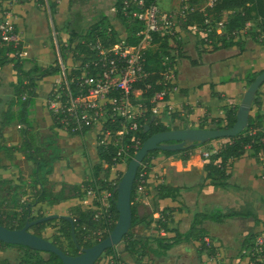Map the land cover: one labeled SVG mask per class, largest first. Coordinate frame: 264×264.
<instances>
[{
    "label": "trees",
    "instance_id": "16d2710c",
    "mask_svg": "<svg viewBox=\"0 0 264 264\" xmlns=\"http://www.w3.org/2000/svg\"><path fill=\"white\" fill-rule=\"evenodd\" d=\"M123 1L124 0L115 1V17L122 22L124 30L127 33L125 38L126 43L136 45L139 39L136 34L143 25L138 21L130 22L125 18L122 14ZM153 1L155 0H146V3H151ZM39 2L43 3L42 0ZM197 4H199L198 0H191L188 9L183 10L184 17L181 27L185 32H189V26L191 25H196L199 30L203 31L206 30L208 26H211V31L207 34L212 40L213 48L210 51L230 45L233 37L231 34H233L234 31L243 29L245 25L253 19L251 15V6H253L257 17L260 19V31H264V0H215L211 6H207L204 9L193 8V6ZM53 5H55V3H53ZM223 11H232L233 16L222 23L224 27L222 34H217L215 32V27H212L217 21L212 23L209 17L212 15L219 16ZM103 18L105 19V16ZM207 19L210 25L205 23ZM104 25L102 21L93 24L89 32L77 33L73 30L68 32L69 43L72 44L76 41L71 50L73 56L76 60H79L81 64L82 60L83 62L85 61V58H82V53L86 55L93 54V51L89 47L82 44V40L84 42L89 41L93 45L95 40L99 37L103 40L105 45H108L109 42L113 43L118 39L117 32L112 26L111 28L113 31L111 32V37L106 38L105 29L108 26L107 24ZM158 40L162 42L157 46V49L148 48L145 51L144 69L149 72V75L145 80L134 84L136 88L142 90L140 102L144 105L142 116L139 119L142 123V127L134 133L135 136L140 139L141 144L154 133L186 126L185 123L189 122L188 116L186 115L191 112V109L187 105H183V111H181L180 108L170 111L164 109L159 114H154L151 110V97L156 91L163 88V86L156 84V82L161 78V73L166 69V65L168 64V62L164 63L165 56L176 61L177 58L184 57L185 55V47L181 41H178L176 44H169L167 42V36L158 37L154 35L153 43ZM219 41H222V44L219 45ZM200 42L202 44L204 43L203 38L200 39ZM226 42H228V44H226ZM11 52H14L13 48L0 45V67L12 63L15 76V79L9 82L13 97L9 101L6 110H4L0 121V167L5 166L4 161L12 163L15 160L16 153H21L24 159L34 164V168L28 177L19 176L18 182L12 179H0V224L10 229H18L23 227L27 222L46 216L42 214L32 215L33 206L37 203L53 206L70 197L82 200L89 186L96 183L105 187L111 175V169L115 167L117 160H114L116 156V149L114 147L110 146L106 148L103 145H97L96 156L98 162L95 163L90 177L84 179L80 184L72 185L73 189L76 191L74 196L65 195L64 183L61 184L60 187H57V182L49 179V175L53 172L55 163L63 159L62 149L56 143L57 132L55 131L51 137L42 141L41 134L32 131L33 126L29 119V112L34 104L33 100L36 96L37 81L46 76L59 74L60 68L58 58L56 57L53 64L46 68H41L37 66L36 63H32L31 66L25 68L23 60L18 56L8 57ZM61 52L63 59H66L68 51L66 52L65 47L62 48ZM261 70L249 72L245 76L247 86ZM223 81L227 82L231 80L230 77H227ZM145 83L149 86H145ZM260 93L259 89L253 101L252 106H254V110L249 117L248 126L241 133L235 137H223V141L215 151H212L213 149L208 146L212 140L200 145L206 147L209 152L208 156L202 157L204 161L202 183L209 181L208 184L212 186L226 187L229 178L228 171L232 160L243 156L247 148L264 150V114L261 112ZM168 96L169 94L166 95V99H168ZM166 101H169V99ZM15 105L18 106L16 111L13 110ZM237 107L238 106L230 107L229 105L222 106L221 109L224 110V115L221 117H213L210 122L214 123L216 126L215 128L231 127L235 122ZM15 123L20 125L21 140L17 144H8L4 136V131L6 127ZM146 125L148 126V130L144 131ZM54 126L59 128V124H57L55 120ZM198 127L214 128L213 126L208 127L207 115L204 116ZM81 133L74 132L70 134L80 135ZM196 147V145H191L180 150L154 149L149 151L144 157L138 167L133 184L131 194L132 224L129 232L122 239L125 251L135 253L141 250L142 254H150L152 257L160 258L165 257L169 250L182 243L198 241L200 243L198 250L199 252H203L207 249L205 237H207L208 234L203 223L205 221L221 222L225 216L237 215V213L234 212L224 214L219 210L208 213L197 212L193 215L191 224L185 231H180L177 228H169L168 222L171 220V215L167 212L165 207H159V201L164 198L176 200L181 195L183 187L164 181L154 186V195L150 200L151 210L143 215L137 213L134 204L135 197L137 196V185L140 182L139 180L143 179V191L146 190L149 173L153 166L152 161L156 157L158 151H162L167 156H174L176 159L185 162ZM133 155L134 152L131 151V157L128 161ZM100 173L103 174L102 177L99 176ZM122 173L123 172H119V179ZM114 202L115 194L114 200L112 201V212L114 213V221L116 222L117 210ZM155 213H158L157 217H154ZM70 216L74 219V231L78 244L82 247L94 244L88 239V235L98 227V222L93 219L92 208H82L81 204H77L70 208ZM56 221L59 222L58 234H53L51 241L69 255L78 254L79 249L72 239L71 224L66 219L58 218L39 222L31 225L29 230L36 235L43 236L42 232L45 227ZM139 226L144 228L143 230L146 231V233L144 231L143 233H136L135 229ZM151 226L155 232L147 233L148 228ZM161 231L165 234H162ZM107 235L108 234H105L101 239L105 238ZM6 247H16L23 251L22 258L15 264H63L60 258L54 253L45 252L48 254V257L44 258L39 256L41 251L33 250L27 246L6 244L0 241V249ZM114 249L115 247L107 248L103 254H114ZM253 250H255V255L249 259L248 264H264V261L259 259V257L263 255L261 253L264 252V247L261 253L256 251V246L254 245ZM99 259L95 264L99 263ZM0 264H10V262L7 259H3L0 261Z\"/></svg>",
    "mask_w": 264,
    "mask_h": 264
},
{
    "label": "rangeland",
    "instance_id": "374dc122",
    "mask_svg": "<svg viewBox=\"0 0 264 264\" xmlns=\"http://www.w3.org/2000/svg\"><path fill=\"white\" fill-rule=\"evenodd\" d=\"M4 2H7L11 9H14V5L17 4L20 0H3ZM23 2L26 1H34L35 3H39L40 7L44 9L46 12L47 17L48 15V9L49 7L50 14L52 15L56 13L57 8L53 5L55 3V0H48V4H45V2L40 3L41 0H22ZM44 1V0H42ZM116 0H71L70 5L68 6L69 14H68V21L65 23L62 28H65L66 32L68 33L70 30H73L77 33H85L89 32L93 24L102 22L107 26H112L114 30L117 32V38L119 40H125L127 33L124 32V26L120 20H118L115 17L114 11L111 10V7L114 5ZM159 4L162 6V8L171 10V11H180L182 7L188 6L191 0H158ZM197 5L193 6V8H199L203 9L206 6L209 5V0H198ZM14 12V10H13ZM100 12H102L105 15V19L101 16ZM15 14V12H14ZM91 16V19L89 17ZM95 15V17L93 16ZM251 15L253 16V19L248 22L243 29H240L238 31H234L233 34H231L232 42L230 43L231 48H235V50L241 49V45L243 46V50H245L244 55L241 56V58L238 59V61L234 62L233 66H229L230 71H225L222 73V76H224L222 79H226L227 77H230L231 79L234 78H244L249 72L259 71L264 68V64L261 62L260 59L264 58V31H260L259 29V22L260 19L257 17L256 12L251 6ZM233 16L232 11H223L221 15L215 16L212 15L209 17L211 19V22H224L229 20ZM50 20V17H49ZM53 22V20H51ZM51 22V23H52ZM54 22H57V18L54 15ZM264 22V20H263ZM102 25V24H100ZM104 25V26H105ZM177 30L176 33L179 34V36L175 35L173 36L169 41H167L169 44H176L178 41H181L183 46L185 47V55L184 57H179L176 59V61H173L168 56H165V59L169 63H175L176 66L180 62H182L181 58H185V56H190L191 53L193 54L194 45L197 48V51H201L203 53H211L210 51L213 47L212 46H205L200 42V39L204 36V33H193V31L185 32L181 25L182 22H177ZM217 25V23H216ZM215 27L216 26H212ZM52 28V27H51ZM54 33H50V41L52 44L54 43V39H56V42H58V46H61L62 43H60L59 38H61V35L58 34V27L55 24V28L53 27ZM224 27L222 26L220 29L217 30L219 32L218 34H222ZM50 32H52V29H50ZM55 36V38H54ZM161 40H158L155 43H152L149 45V48L157 49V46L161 43ZM219 45L222 44V41H219ZM228 44V42H226ZM255 44L254 47L261 49V53L252 52V50H249L250 45ZM1 45V44H0ZM9 57V55H8ZM10 56L9 58H11ZM175 58V57H174ZM74 57L70 58L69 61L73 63H79L80 61H74ZM76 60V59H75ZM187 59H184V61ZM236 60V59H235ZM222 61V60H220ZM188 62V61H187ZM204 63L200 67L201 73L205 75H210L212 71H214V65L215 63ZM222 63V62H221ZM238 65V66H236ZM31 65H28L29 67ZM25 67V68H27ZM13 68L11 66L7 65L3 68L2 73L0 71V100H7L9 97V93H12V89L9 85V78L11 76ZM11 73V74H10ZM225 74V75H224ZM229 74V76H228ZM14 75V71L12 76ZM58 75V74H57ZM57 75H50L44 77L40 82L38 83L37 87V93L34 98V104L33 107L36 105V103H41L45 92L48 90L50 83L51 86L54 82V80L58 77ZM54 76V77H53ZM221 75H218L213 81H219ZM15 79V76H14ZM245 79V78H244ZM243 79V80H244ZM201 81H209L206 79H202ZM210 82V81H209ZM247 87V85H246ZM49 90V94H50ZM177 91V90H175ZM206 93L203 92V94ZM240 98V96H239ZM1 113L3 114L4 110L1 108ZM32 112V111H30ZM220 114V113H219ZM224 112L222 111L223 116ZM2 118V117H1ZM201 123V121L197 122H191L189 124L192 127H198V125ZM208 127H216L214 123L207 121ZM196 125V126H195ZM13 129L11 130V135L9 137H5L8 144H12L15 139L17 138V133L20 131V125L14 124ZM62 130V131H60ZM59 134L62 135L63 132H65V136H70V133L60 129ZM96 133V130L94 131ZM92 132V134L89 133V135L93 136V139L95 140V147L97 146L96 143V135ZM18 140V139H17ZM223 141L222 138L213 139L209 144L211 146H219V144ZM60 148H64V152L62 153V157L64 158V162H56L55 166L53 168L52 174L50 176H56L57 178V187H60L61 184H78V180L86 179L91 176L93 167L96 162H98L96 151L94 150L90 151L88 148L92 146V144L88 143V141L83 140L82 135L80 134L78 136L77 142L72 145L68 142L62 141L59 144ZM78 147H81L82 151L77 150ZM76 148V149H75ZM204 146H197L194 151H200L203 150ZM218 148V147H217ZM248 149V148H247ZM246 149V152H247ZM193 151V152H194ZM83 152L84 155L81 154ZM245 152V153H246ZM176 158L174 156H167L162 151H158L157 157L153 159L152 161V168H151V178L153 180H157L162 176L168 177L169 172L170 174H174V177L176 180H178L177 173L180 169L174 170V160ZM247 158H243L242 160H246ZM68 161V162H67ZM5 162V161H4ZM14 162L18 165V176H23L25 178L28 177V175L32 172L34 168V164L31 161H28L24 159L23 157L21 159H15ZM129 161L119 163L114 168L111 169V175L109 177L117 176L119 172H123L126 169V166ZM155 170L154 171V167ZM261 168V165L258 166ZM71 169V174L68 172ZM164 170V171H163ZM161 172V173H160ZM74 174V175H73ZM17 176V177H18ZM100 177L103 176L102 173L99 175ZM185 185H188L191 187H201L202 184V176H198V174L194 173V170L191 171L190 175L186 180L183 181ZM198 189H195V193ZM142 191L138 194H141ZM67 196H72L69 193H65ZM192 193L187 194V205L188 207H193V204L191 203V200L193 197L191 196ZM254 198L259 200L258 196L254 194ZM222 199V198H221ZM219 200L215 202L216 204L210 206L209 210L207 211H213V210H219L224 211L223 200ZM81 204L82 208H87L83 203H80L77 201V199L74 198H68L64 201L60 202L59 204L53 205V206H47L44 203H37L33 206L32 209V215H49V214H59V215H70V208ZM264 204V203H263ZM262 210L260 211L261 214H263L264 217V205L261 204ZM143 209L145 211H149L148 206H144L140 208V211L143 212ZM200 211V210H197ZM252 213V212H250ZM257 216V213H254ZM158 213L154 214V217H157ZM227 217V216H225ZM224 217V218H225ZM228 218V217H227ZM225 218V219H227ZM231 227H227L224 225V220L221 222H210L205 221L203 226L207 229L208 234L207 237H205L206 240V246L207 249L203 252H199V242L195 241L192 243H182L175 248L168 251V254L165 257L155 258L152 257L150 254H142L141 250L137 252H129L124 250L123 242L121 241L117 246H115L114 254H103L98 264H248L249 259L254 256L255 250H253V245L256 246V250L261 253L263 250L262 248H259L258 245H256V242L259 241L260 238L264 237V227L257 232H253L250 224L255 220L257 222L256 217H250L247 219H232ZM181 221V220H180ZM179 221V222H180ZM228 221V220H227ZM237 222L235 225H233L234 222ZM264 223V222H263ZM191 224V218L190 214L189 216L183 220L181 223L175 224L177 226V229L180 231H185ZM58 228H59V222L56 221L52 224H48L45 229L42 232L43 237L51 240L53 234H58ZM144 228L141 226L137 227L135 229L136 233H143ZM146 233V231H144ZM153 233L155 230L153 227H149L147 233ZM255 242V243H254ZM261 254L262 257H259L261 261H264V252ZM23 251L16 248V247H6L4 249H0V261L3 259H7L10 264L17 263L20 258H22ZM40 257L47 258L48 254L45 252H41L39 254Z\"/></svg>",
    "mask_w": 264,
    "mask_h": 264
},
{
    "label": "built area",
    "instance_id": "2783aa9c",
    "mask_svg": "<svg viewBox=\"0 0 264 264\" xmlns=\"http://www.w3.org/2000/svg\"><path fill=\"white\" fill-rule=\"evenodd\" d=\"M215 0H209L211 6ZM48 4V0H44ZM171 11L162 8L158 0L146 3V0H124L122 14L130 21H138L143 27L137 32L139 37L136 45L126 43V40L117 39L115 42L105 45L99 37L92 45L91 42H84L93 54L82 53L85 61L82 64L70 62L73 58L75 42H69L65 47L66 59L62 57L61 46L58 48V64L60 72L54 80L50 94L46 100L47 110L51 113L53 120L59 124V128L69 133L79 132L92 133L96 130V143L106 148L112 146L116 149V165L128 161L131 151L134 153L141 146L140 139L135 132L142 127L140 117L143 113V103L140 102L142 90L134 86L136 82L143 81L149 75L144 69L145 51L153 43L154 35L167 36L169 41L177 35V22L183 21V10ZM207 7V6H206ZM48 12L49 7L47 6ZM204 9V8H203ZM116 11V8H112ZM16 16L10 5L0 0V44L11 47L14 52L9 55L22 58V47L20 39L15 30ZM208 23V19L205 20ZM217 23V25H216ZM215 32L222 27L223 22H216ZM101 30V29H99ZM193 33H204L202 37L204 45L212 46V40L208 37L211 26L206 30H199L196 25L189 26ZM112 28L106 27V38L111 37ZM81 42V41H80ZM74 61H77L74 59ZM167 62L164 58V63ZM176 64L169 63L161 73V78L156 84L163 86L156 91L150 99L151 110L159 114L162 110H173L166 95L170 94L175 86ZM145 86H149L145 83ZM167 124V123H165ZM189 125V124H187ZM214 148L212 151H215ZM209 152H203L202 157L208 156ZM115 165V166H116ZM142 176V174H141ZM119 180L117 176L109 177L105 187L94 184L86 189L85 196L80 203L85 207H91L93 219L98 222V227L93 230L88 239L96 243L105 234H109L114 221L112 212V201L114 200V188ZM136 193L143 191V179L139 180ZM114 226V225H113ZM259 248L264 247V237L256 242ZM258 251V249L256 250Z\"/></svg>",
    "mask_w": 264,
    "mask_h": 264
},
{
    "label": "crops",
    "instance_id": "0c3cea01",
    "mask_svg": "<svg viewBox=\"0 0 264 264\" xmlns=\"http://www.w3.org/2000/svg\"><path fill=\"white\" fill-rule=\"evenodd\" d=\"M54 2V6L57 8L56 13L52 15V13L50 14V10L49 12L47 11L50 20L49 17H47L44 9L40 7L39 3H35L34 1L23 2L22 0H20L17 4L14 5L13 10L16 16L15 30L20 39V45L22 47L21 59L23 60L24 67H27L32 63H36L37 66L46 68L49 65L53 64L56 57L58 58V42H56V39H54V43L52 44L49 36L50 33H54L55 29H53V27L55 28V24L58 27V34L61 35V38H59L60 43H62L61 49L63 48V45L69 42V34L66 32L65 28L62 27L65 26L64 24L68 21V6L70 5L71 0H55ZM113 7L114 5L111 7V10ZM100 14L102 17L105 16L102 12H100ZM54 15L57 18L56 23L54 22ZM91 16L92 15H90L89 19H91ZM93 16L95 17V15ZM51 20H53V22ZM50 29H52V32H50ZM124 32L126 33L125 30ZM254 45L255 44L250 45L249 50H252V52L261 53V49L255 48ZM193 47L194 50H197L195 45ZM10 56L11 55H9V57ZM186 59L188 60V58ZM220 60L224 61L225 63L224 58ZM260 60L264 64V58ZM188 61L189 62H187L185 66L183 65V63H179L178 66H176V78L174 81L175 89L168 96V102L173 105V109L180 108L181 111H183V105H187L191 109V112L186 115L189 119V122L185 123L186 125L191 124V122L194 121H202L205 115H207V121L211 120L213 117H221L222 111L224 112L221 107L224 105H229L230 107L238 106L239 96L241 97L242 93L246 89V79H244L245 76L243 78L244 80L242 78H230L231 81L227 82H224V79H221L214 83L200 80L188 88L187 86H184V84L188 81L185 72H187V70H192L193 66H196L192 64L190 60ZM7 65L11 66L12 68V63H8L0 67L1 73L3 68ZM202 65L203 62L201 61L197 66L200 67ZM184 67L186 68L184 69ZM227 70L230 71L229 68H227ZM11 73L13 74V70ZM12 74L9 78V82L14 80V75L12 76ZM178 78L183 81V85L179 87L182 90L180 91V93H178V91L180 90L179 88L178 91H175L176 84L179 82ZM42 79H39L37 81V87L38 83ZM51 83L48 90L45 92L41 103H36L34 107L32 106L30 108V111L32 112H29V119L33 126L32 131L39 132L41 134L42 141L51 137V135L56 131L57 144L65 141L74 145L77 142L79 135L70 134V136H65V132L60 135V128L54 126L53 117L47 110L46 100L49 95V90L51 89ZM185 89H189L188 93L184 92ZM205 91L206 93L203 94V92ZM260 92L261 112L262 114H264V84L261 86ZM8 97L9 98L7 100H0V110L1 108H3V110H6L9 101L13 97V94L9 93ZM17 109L18 106L15 105L13 107V110L16 111ZM251 110H254V106H252ZM1 117L2 113L0 111V121L2 119ZM13 125L5 128V137H9V135H11ZM82 137L83 140L88 141V143L92 144V146H90L88 150L93 151L94 148H96L95 145H93L95 143L93 136L89 135V133H84L82 134ZM20 140L21 137L19 131L17 133V138L12 144H17L20 142ZM208 146H210L212 149L219 147L215 145L211 146V144H209ZM61 149L63 153L65 150L64 148ZM78 149L79 151H82L81 149L83 148L78 147L77 150ZM206 150L207 148L205 147L203 150H201V152H198L197 150L194 151L185 162L178 159L174 160V170L177 167L180 168H177L179 169L176 176L178 177V180H176L174 174H170V172L168 177L162 176L157 180H153L151 178V171L147 180L146 190L142 191L141 194L136 193L137 196L135 197L134 204L136 206L137 213L143 215L151 210L150 200L154 195V186L159 182L164 181L173 185H180L183 187L181 190V195L176 200L164 198L159 201V207H165L167 212H169L171 215V220H169L168 222L169 228H177L175 224L183 222V220L186 219L189 214L192 220L193 215L197 212H211L212 210L207 211L210 209L209 207L213 205V202L214 204H216L215 202L219 201L222 198L221 200H223L224 202L223 206H225L224 211L222 212L224 214L232 212L237 213V215H229L227 216L228 218L225 217L227 219L223 218L224 225H226L227 227H231L230 225L233 221L232 219L235 218L248 220L250 217H256L258 221L255 222L254 220L252 224H250V227L253 232L260 231L264 227V217L263 214L260 213V211L262 210L261 204L264 205V150H254L248 148L247 152L243 156L232 160L230 169L228 171L229 178L226 187L212 186L208 184L209 181H206L203 185H201V187L190 188L188 185H185L183 181L188 178L192 170H194V173L198 174V176L200 177L204 175V161L202 158V154ZM81 154L84 155L83 152H81ZM22 157L23 155L21 153L15 154V159H21ZM243 158L247 159L242 160ZM58 162L63 163L64 158L60 159ZM259 164L261 165V168L258 167ZM17 168L18 165L14 161L12 163H10L9 161H5V166L0 167V179L6 178L18 182V177L20 175L18 176ZM153 168L154 171H156L155 166ZM68 170V172L71 174V169ZM49 179L55 182L57 181L56 176L49 175ZM83 180V178L82 180L80 178V180H78V184H80ZM196 188L198 190L195 193L194 191ZM188 193H192L191 196L193 197V199L191 200V203L193 204V207L187 206L189 205L187 203ZM254 194L258 196L259 200L254 198ZM72 198L77 199V201L80 202L78 198ZM144 206L149 207L148 212L144 209L143 212L140 211V208ZM254 213H257V216ZM236 223L237 222L235 221L233 225H235ZM161 233L165 234L163 231H161Z\"/></svg>",
    "mask_w": 264,
    "mask_h": 264
},
{
    "label": "water",
    "instance_id": "95a60500",
    "mask_svg": "<svg viewBox=\"0 0 264 264\" xmlns=\"http://www.w3.org/2000/svg\"><path fill=\"white\" fill-rule=\"evenodd\" d=\"M264 83V69L249 83L238 101L235 112V122L228 128H201L186 125L182 128H171L157 132L143 141L133 157L129 160L126 169L118 180L115 192V208L117 219L110 233L100 241L86 247L78 244L75 231L74 219L70 215L49 214L42 216L18 229H10L0 224V241L6 244L27 246L41 252L56 254L63 264H95L107 248L117 246L123 237L129 232L132 224L131 194L138 167L147 153L151 150H180L182 148L196 145L200 146L210 140L235 137L241 133L249 123L252 114V105L256 93ZM148 126L144 127V131ZM75 195V192H72ZM63 218L71 224L72 239L79 249L76 255L63 252L51 240L34 234L29 230L30 226L51 219Z\"/></svg>",
    "mask_w": 264,
    "mask_h": 264
},
{
    "label": "flooded vegetation",
    "instance_id": "af4514ba",
    "mask_svg": "<svg viewBox=\"0 0 264 264\" xmlns=\"http://www.w3.org/2000/svg\"><path fill=\"white\" fill-rule=\"evenodd\" d=\"M241 49L235 50V48H231L230 45H227L226 47L217 49V50H213L211 53H203L201 51H197L195 50L193 52V54L191 53L190 56H185L186 58H188V60H190L192 62V64L196 65L193 66L192 70H187V72H185L186 77L188 78V81L184 84V86H187L188 88L192 85H194L196 82L202 80V79H206L209 80L211 83H213L214 80H216L215 78L218 77V75H221L220 80L224 77L222 76V73H224L225 71H227V68L229 66H232L233 64H235L234 62L238 61L239 58H241V56L244 55L245 50H243V46H240ZM186 58H181L183 65L185 66L188 60H185ZM224 58L225 59V63L224 61H220V59ZM236 59V60H235ZM204 63H210L212 62L214 65V71H212V73L208 76V75H203L201 73V66L198 67V63L201 61ZM189 62V61H188ZM222 62V63H221ZM211 63V64H212ZM226 66H225V65ZM186 67H184L185 69ZM264 69V68H263ZM262 69V70H263ZM178 83L176 84V90L178 91V88L181 87L183 85V81L178 78ZM180 89V88H179ZM180 91H182L181 89L178 91V93H180ZM189 89H185V93H188ZM64 191L65 193H69L70 195H72V192L74 191L76 194V191L73 189L71 184H65L64 186Z\"/></svg>",
    "mask_w": 264,
    "mask_h": 264
}]
</instances>
